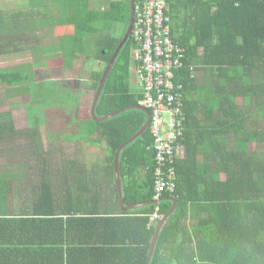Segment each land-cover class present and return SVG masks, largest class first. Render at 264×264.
<instances>
[{
    "label": "trees",
    "instance_id": "1",
    "mask_svg": "<svg viewBox=\"0 0 264 264\" xmlns=\"http://www.w3.org/2000/svg\"><path fill=\"white\" fill-rule=\"evenodd\" d=\"M28 1L37 12H0V57L30 49L26 44L41 27L57 26L72 34L60 45L31 49L35 57L30 65L0 69V108L26 99L30 127L38 128L46 118V128L54 131L56 107L48 108L58 91L51 76L38 69L73 70L82 59L90 60L103 69L91 77L87 138L105 145L109 158L102 185L74 170L59 172L58 182L45 168L47 156L39 153L35 134L15 131L12 110L0 113V143L31 138L30 151L46 169L41 184L31 189L30 205L19 212L17 177L0 174V245L6 246L9 234L15 263L147 264L158 227L150 226L151 217L169 215L173 203L166 199H173L176 211L159 235L150 264H264V0H167L172 39L186 51L178 82L185 87L187 153L177 164L178 190L162 195L159 205L130 212L121 208L116 157L149 118L131 110L96 123L91 113L104 72L128 32L130 0H113L101 11L92 9V0ZM146 1L136 0V5ZM47 3L52 17L40 11ZM116 25L121 32L114 30ZM139 48L131 38L118 57L97 106L99 118L146 109L142 91L131 87ZM70 94L79 100V92ZM37 110L44 112L42 119ZM62 116L68 118L64 111ZM154 144L149 131L122 154L126 207L156 201ZM208 146L211 151L201 153ZM5 254L0 250V257Z\"/></svg>",
    "mask_w": 264,
    "mask_h": 264
},
{
    "label": "rangeland",
    "instance_id": "2",
    "mask_svg": "<svg viewBox=\"0 0 264 264\" xmlns=\"http://www.w3.org/2000/svg\"><path fill=\"white\" fill-rule=\"evenodd\" d=\"M111 1L113 0H92V9L97 11H101L102 9H108ZM49 7L50 6L48 4V7H43L40 9V11L42 14H45L48 17H52L53 11ZM36 8L37 7L31 8L28 0H0V11H2V13H6V16L17 15L19 13L30 14L32 11L37 12L35 11L37 10ZM114 30L116 32H121L120 26L114 27ZM71 34L72 30H63L57 26L51 28L41 27V30L36 32L35 35H32L31 39L28 41V44H26V47L27 45L31 47L30 49H26V51L22 50V52L20 53H15L10 56L0 58V69H8L23 65H30L33 63L35 57V53L30 52L31 49H44L60 45L64 38ZM24 47L25 44H22L20 46V48L22 49H24ZM102 69V66H99L96 63L91 62L87 59H82L81 61L77 62L74 65L73 70L56 68H48V70H46V68L38 69V71L40 70V75L44 76L46 74L47 76H51L53 82L52 85L58 91L56 92L57 96L52 102L54 104H50V107L48 108L51 109L56 107V119L64 118L62 116L63 111L65 112V115L68 118H75L77 114V108H82L80 117L89 118L90 109L94 99V93H90L92 91L91 77L94 71ZM131 87L133 91H137L136 76L134 75V73L131 77ZM69 91L73 93H80V97L77 102L74 101L75 96H72V94L68 95ZM28 104L29 102L26 99H16L11 102V105L2 106L0 108V113H6L12 110L13 118L16 121L18 127L20 129H25L28 127L27 124L29 122L30 117L28 112ZM43 116H45L44 112L37 110L36 117H41L42 119ZM48 120L46 118L44 119V121ZM261 123L262 129L264 130V120H261ZM59 125L60 123L55 126L54 131L52 130L47 132L48 135L45 143L47 144L48 148V155L46 158L48 161V165L46 166V169H49L53 175H57L58 182H60V180H62V177L59 178V172L61 173L60 168L66 167L65 169H69L70 167H72V162L76 161L81 166H87V169H89L90 172L89 177L92 178L93 181H95L98 185L104 184L107 176L109 158V152L107 147L105 145L95 144L93 142L91 144L87 137H73L74 139H68L69 141L64 138L65 141L63 145L65 146V148L62 152L63 155H61V150L59 151V149L57 148L59 145L56 141V129ZM82 140L83 142L89 144L90 150L88 152L86 150L87 144L80 143ZM75 142H77L76 145L72 146V144ZM8 147L3 149L0 153V165L7 167L8 169L11 168L12 165H21L30 168V185H28V187L22 186L18 188L19 192L23 190L28 191L30 196L28 201H30L31 189L38 188V186L42 182L41 172L39 169H42L44 164L41 159L40 161L36 160V155H33L32 151L26 150L25 148L11 149L10 147ZM11 147H15V145H12ZM32 170L33 172H31ZM20 179H22V177H20ZM59 188L62 191L61 186Z\"/></svg>",
    "mask_w": 264,
    "mask_h": 264
},
{
    "label": "built area",
    "instance_id": "3",
    "mask_svg": "<svg viewBox=\"0 0 264 264\" xmlns=\"http://www.w3.org/2000/svg\"><path fill=\"white\" fill-rule=\"evenodd\" d=\"M168 13L167 0H148L136 5L132 36L140 47L134 55L138 87L145 97L146 109L152 114L150 132L157 155L156 201L178 190L177 164L187 153L185 87L178 82L186 51L172 39ZM161 221L155 214L150 226L156 227Z\"/></svg>",
    "mask_w": 264,
    "mask_h": 264
},
{
    "label": "crops",
    "instance_id": "4",
    "mask_svg": "<svg viewBox=\"0 0 264 264\" xmlns=\"http://www.w3.org/2000/svg\"><path fill=\"white\" fill-rule=\"evenodd\" d=\"M12 1H14V0H12ZM92 6L93 5H92V1H91V7ZM102 10H107V9H102ZM0 12L2 13V11H0ZM23 51H25V50H23ZM24 53H26V52H24ZM10 55H12V54H9L8 56H10ZM134 75L136 76L137 91H139L138 78H137L136 72H134ZM81 109H80V114H81ZM88 121H89V119L87 117H80L79 119L67 118L66 120L59 119L57 121L58 123H60V125H62V127L66 126V125H69V127H71L69 129L68 128H61V129L57 128L56 129L57 130L56 141L59 145L57 148L59 149V151L61 150V155H63L62 152L64 151V148H65V146L63 145L64 141H65L64 138L66 140H68V139L72 140V139H74L73 137H78V136L87 137L88 128L86 127V123ZM64 123H65V125H64ZM13 124H14V129L16 132H33L35 134L36 140H38L39 153L42 154L43 157L47 156L48 148H47V144L45 142H46V138L48 135L47 134L48 129L46 128V121H44V120L40 121V126L38 128H31L29 125V122H28L27 128L20 129L14 119H13ZM69 137H71V138H69ZM76 143L77 142L73 143L72 146H75ZM80 143H86V142H83V140H82ZM32 144L33 143H32L31 138H27L26 140L25 139L21 140L19 138L13 137L12 141L0 143V153L3 149H5L8 146L11 149L12 148H15V149L25 148L26 150L30 151L32 148L31 147ZM12 145H15V147H11ZM21 146H24V147H21ZM210 149H211L210 146H208L206 148V150L201 149V153H203V152L209 153L211 151ZM86 150H87V152L90 150L89 144H87ZM210 167L213 168V170H217L216 164H213ZM45 168H43V169H45ZM65 168L66 167L60 168L62 173L66 172L67 170H74V171H78V172H83L84 174H90L89 169H87V166L70 167L69 169H65ZM39 170L41 173L46 172L45 171L46 169L45 170L39 169ZM31 172H33V170ZM0 174H14V175H16V177L18 179L17 185L19 187H22V186L28 187L29 182H30L29 181L30 180L29 179L30 168H28L26 166L12 165V167L8 169L7 167L0 165ZM20 177H22V179H20ZM226 177H227L226 175H223L221 180L224 181L226 179ZM29 198H30V196H29L28 191L23 190V191L19 192V189H18L16 199H15V205H16L17 212H19L20 208L24 209L25 206L30 205V201H28ZM17 216H20V214H17ZM7 236L9 237V234H7ZM8 237H7L6 246L3 247V245H0V250H5V253H6L5 254L6 256L0 257V264H16L15 263V257L13 255V250L10 249V248H14V245L8 244V243H10L8 241H11L10 238H8ZM24 264H32V263L25 262Z\"/></svg>",
    "mask_w": 264,
    "mask_h": 264
},
{
    "label": "water",
    "instance_id": "5",
    "mask_svg": "<svg viewBox=\"0 0 264 264\" xmlns=\"http://www.w3.org/2000/svg\"><path fill=\"white\" fill-rule=\"evenodd\" d=\"M130 8H131V21H130V26L128 29V32L124 38V40L122 41V43L120 44L119 48L117 49L113 59L111 60L110 64L108 65V67L106 68L104 75H103V79L101 81L100 87L98 89V92L96 94L95 100H94V104L92 107V117L94 119V121L96 123H105L107 121H110L116 117H118L119 115H121L122 113L131 111V110H138V111H142L144 112L148 118V124L146 125V127H144V129L134 138L132 139L129 143H127L126 145H124L120 151L117 154L116 157V163H115V171H116V181H117V186H118V190H119V194H120V199H121V208L124 212H130V211H135L138 209H142L148 206H152V205H159L161 203V201H155L153 203H148V204H142V205H137V206H131V207H126V203H125V197H124V186H123V179H122V166H121V159H122V154L123 152L131 145H133L134 143H136L139 139H141L142 137H144L149 131L150 128L152 126V114L150 113L149 110L143 108V107H134V108H130L127 111H122L113 115H110L108 117L105 118H99L97 116V106L98 103L100 101L101 95L104 91V88L107 84V81L109 79V76L118 60V57L120 56L122 50L124 49V47L126 46V44L130 41V39L133 36V30H134V24H135V10H136V0H130ZM168 201H171L173 203V209L171 210V212L169 213V215H167L165 218L162 219V221L160 222V224L158 225L155 235H154V239L152 241L151 244V249H150V253L148 256V261L147 264L151 263V260L153 258L156 246H157V242L159 239V235L163 229V227L165 226L166 222L168 221V219L174 214V212L176 211L177 208V202L173 199H166Z\"/></svg>",
    "mask_w": 264,
    "mask_h": 264
}]
</instances>
